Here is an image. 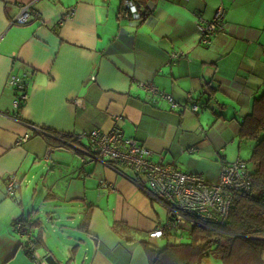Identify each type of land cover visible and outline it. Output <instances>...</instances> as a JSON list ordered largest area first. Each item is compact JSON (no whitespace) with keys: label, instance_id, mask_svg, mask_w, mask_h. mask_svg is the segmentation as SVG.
Segmentation results:
<instances>
[{"label":"crops","instance_id":"crops-1","mask_svg":"<svg viewBox=\"0 0 264 264\" xmlns=\"http://www.w3.org/2000/svg\"><path fill=\"white\" fill-rule=\"evenodd\" d=\"M122 2L0 0V264L50 257L53 264H148L140 242L164 223L158 211L165 210L140 191L130 169L89 161L78 152L87 141L77 138L117 127L155 162L216 183L227 156L197 127L199 115L208 112L215 125L226 120L223 138L232 142L237 122L264 93V0H150L140 25ZM26 6L29 22L13 25ZM220 7L225 33L205 48L197 24L211 22ZM12 76L26 86L21 109L13 107ZM215 88L232 93L208 98L204 92ZM32 125L68 136L78 151L53 150L47 166L42 137L16 144ZM8 178L17 183L14 199ZM85 217L87 231L77 230ZM18 221L33 223L32 254L21 248ZM118 223L130 235L117 233Z\"/></svg>","mask_w":264,"mask_h":264},{"label":"built area","instance_id":"built-area-1","mask_svg":"<svg viewBox=\"0 0 264 264\" xmlns=\"http://www.w3.org/2000/svg\"><path fill=\"white\" fill-rule=\"evenodd\" d=\"M123 11L131 15V22L139 24L152 11L153 4L146 5V13H137L131 0H123ZM29 7H23L20 15L13 21V25H26L29 22ZM224 10L218 8L211 22L200 21L197 24V32L200 43L207 48L217 34L225 33V25L222 23ZM172 57L176 58L175 55ZM8 84L12 86L17 97L13 101V107L19 109L26 101L25 84L21 78L10 77ZM145 90L153 91L148 84L143 85ZM80 105V102H76ZM193 111L197 110L194 105ZM30 132L20 136L16 140L17 145L25 144L37 133L40 137L47 135V132L38 126H28ZM35 132V133H34ZM85 139L91 151L77 150L72 144L71 138L63 134L54 137L61 144L62 148L72 149L83 154L91 162H99L115 171L110 163H117L120 166L132 171L140 183L135 185L148 196L155 204H158L166 212V221L161 227L147 233L151 241L164 240L175 228L187 224L211 226L223 224L228 218L233 196L239 193H247L250 189L248 176V163L237 160L234 163L222 161L220 164L219 180L216 183L208 182L198 175L184 174L177 168L153 160L150 150L134 139L126 138L123 132L115 127L108 133H101L94 130L81 135L78 139ZM48 147L44 157V163L51 166V153L54 149ZM5 187L10 198L14 196L17 183L12 178L5 180ZM14 198V197H13ZM15 232L26 242L34 241V231L28 230L25 225L18 222L14 227ZM33 253V243L27 248ZM40 264H48L43 261Z\"/></svg>","mask_w":264,"mask_h":264},{"label":"trees","instance_id":"trees-1","mask_svg":"<svg viewBox=\"0 0 264 264\" xmlns=\"http://www.w3.org/2000/svg\"><path fill=\"white\" fill-rule=\"evenodd\" d=\"M149 1L132 0V4L136 12L142 14ZM141 23L142 21L138 25ZM210 90L207 92L211 96H215L218 93L223 95L232 93L225 88L221 90L217 88ZM241 96L239 95L238 98ZM16 97L17 93L15 92L14 100ZM194 105L192 104L191 107ZM207 109H209L208 105ZM237 124V138L239 141L254 143L249 161H247L248 166L251 165L253 168L252 172L248 168V176L251 184L249 192L239 193L233 196L228 218L221 225L202 226L187 224L183 227L175 228L174 231L169 233V237L163 240L165 246L160 249L155 248L152 245L154 241L149 240L146 236L140 243L147 256L148 264H206V262H219L220 264H263L264 93L258 99L254 100L251 115L246 116L242 123L237 122ZM216 129L221 131V137L225 143L223 136L229 130L228 122L226 120L224 122L221 121V123L217 124ZM45 131L47 135L43 139L47 146L54 150H66V148L61 147L59 142L53 139L56 133L48 130ZM205 136L209 138L208 134ZM216 142L220 145L219 139ZM223 149L224 145L220 146L217 152ZM86 150L91 151L89 147ZM110 164L113 165L115 170L117 166H120L117 163ZM134 181L142 185L140 179L135 178ZM18 222L13 223V228ZM20 223L30 228V230L33 228V223ZM161 226L162 224L159 227ZM87 227L88 218L85 217L76 229L79 231H87ZM115 230L119 234L130 235L129 228L123 223L116 224ZM32 243L35 250L36 245H38L36 237H34V241L32 242L22 240L21 248L27 253L32 254L27 249Z\"/></svg>","mask_w":264,"mask_h":264},{"label":"rangeland","instance_id":"rangeland-1","mask_svg":"<svg viewBox=\"0 0 264 264\" xmlns=\"http://www.w3.org/2000/svg\"><path fill=\"white\" fill-rule=\"evenodd\" d=\"M242 30L247 35L250 34L251 31H252L249 28H244ZM260 33H259V39L261 38V40L259 42L261 43V45L264 46V33L263 32H260ZM217 109H219V107H217L216 110ZM199 117H200V120H199V124L197 125V127L198 128L199 127H203L204 130H207L206 134H208L209 139L211 140V142H216V140L219 139L220 146L224 145L225 149L222 152L226 154L227 162L234 163L237 160L246 161V162L249 161L250 154H251L252 149L254 147V143L253 142L239 141L238 138H234L232 142L225 141V143H224V141L222 140V137H221V134H222L221 131L216 129L217 124L215 125L214 122H213V120H214L213 116L211 114H209L208 112H204V113H201L199 115ZM29 132H30V129H29ZM34 136H39V135L37 133H35ZM196 156H197V154L195 155L194 160H196ZM186 158L189 159L190 157L188 155H185V157L182 158L181 161H180V163L182 165H184V163L186 161ZM179 159H180V157L177 158V160H179ZM171 161L173 162L172 158H171ZM173 163L174 164L178 163L179 165H181L177 161H175ZM252 169L253 168L250 165L249 166V171L252 172L253 171ZM125 173L130 174L129 171H125ZM35 205H36V211H37V209H39V205L40 204H38L36 202ZM158 212H159V215L161 216V220L164 221V219L166 218L165 212L163 210H161V209H159ZM164 243H165L164 241H154V242H152V245L155 248L160 249V248H163L165 246ZM211 263L220 264L219 262H211Z\"/></svg>","mask_w":264,"mask_h":264},{"label":"water","instance_id":"water-1","mask_svg":"<svg viewBox=\"0 0 264 264\" xmlns=\"http://www.w3.org/2000/svg\"><path fill=\"white\" fill-rule=\"evenodd\" d=\"M204 93H205V95H206L208 98H210L211 95H210L207 91H205ZM47 262H48V264H53V262H52V258L50 257V258L47 260Z\"/></svg>","mask_w":264,"mask_h":264},{"label":"clouds","instance_id":"clouds-1","mask_svg":"<svg viewBox=\"0 0 264 264\" xmlns=\"http://www.w3.org/2000/svg\"><path fill=\"white\" fill-rule=\"evenodd\" d=\"M47 262V261H46ZM48 263V262H47Z\"/></svg>","mask_w":264,"mask_h":264}]
</instances>
